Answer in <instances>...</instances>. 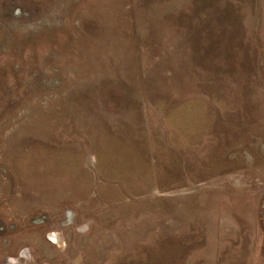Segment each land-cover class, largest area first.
<instances>
[{"label":"rangeland","instance_id":"1","mask_svg":"<svg viewBox=\"0 0 264 264\" xmlns=\"http://www.w3.org/2000/svg\"><path fill=\"white\" fill-rule=\"evenodd\" d=\"M0 264H264V0H0Z\"/></svg>","mask_w":264,"mask_h":264},{"label":"snow or ice","instance_id":"2","mask_svg":"<svg viewBox=\"0 0 264 264\" xmlns=\"http://www.w3.org/2000/svg\"><path fill=\"white\" fill-rule=\"evenodd\" d=\"M50 238H54V236L53 237H50Z\"/></svg>","mask_w":264,"mask_h":264}]
</instances>
